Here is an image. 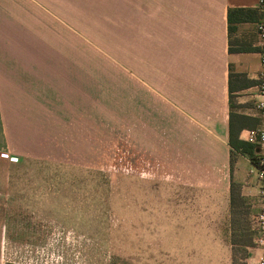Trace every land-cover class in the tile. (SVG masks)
Instances as JSON below:
<instances>
[{
	"label": "crops",
	"instance_id": "0c3cea01",
	"mask_svg": "<svg viewBox=\"0 0 264 264\" xmlns=\"http://www.w3.org/2000/svg\"><path fill=\"white\" fill-rule=\"evenodd\" d=\"M260 6L259 0H126L127 105L135 96L141 126L156 133L158 170L202 174L199 182L182 183L190 190L186 199H159L160 222L189 218L188 230L165 235L169 264H234L236 245L245 252L242 264L258 262L259 249L237 241L240 208L247 209L246 223L259 210L260 189L249 156L229 145V116L252 118L235 125L243 141L246 130L264 126L256 107L263 98L256 87L264 41L248 46L262 51L229 52L226 14L230 7ZM244 24L255 23L238 28ZM229 74L257 82L232 92L234 106L229 80L236 87L237 77ZM57 126L65 127V0H0V152L54 142ZM258 152L264 156V148ZM15 185L27 191L37 184ZM40 221L29 216L26 229L38 231Z\"/></svg>",
	"mask_w": 264,
	"mask_h": 264
},
{
	"label": "rangeland",
	"instance_id": "374dc122",
	"mask_svg": "<svg viewBox=\"0 0 264 264\" xmlns=\"http://www.w3.org/2000/svg\"><path fill=\"white\" fill-rule=\"evenodd\" d=\"M231 36L242 47L262 42L256 24ZM126 48V0H65V127L54 128V142L0 152V264H169L165 235L188 230L189 218L160 222L159 199H186L182 183L202 174L158 170L156 133L141 126L135 96L127 105ZM18 183L37 185L19 191ZM15 193L38 199L21 202ZM246 210L240 241L253 245ZM33 215L41 219L36 232L26 229ZM233 248L242 264L243 247Z\"/></svg>",
	"mask_w": 264,
	"mask_h": 264
},
{
	"label": "trees",
	"instance_id": "16d2710c",
	"mask_svg": "<svg viewBox=\"0 0 264 264\" xmlns=\"http://www.w3.org/2000/svg\"><path fill=\"white\" fill-rule=\"evenodd\" d=\"M226 19H227V31H228L229 38H230V36L235 32L238 24L240 23L251 22V23L256 24L257 22H260V21L264 22V6L230 7L227 10ZM242 44L243 42H241V40H238L236 38L234 40L229 39V48H228L229 52L262 51V49L258 47H242ZM231 75L229 74V76ZM233 76L242 77V78L240 80H236V84H237L236 87L229 80V102L231 103V106H234L233 101H232V97H233L232 92L235 89L237 90L243 89V88L255 85L257 83L254 80H250L247 77L240 75V74H234ZM246 120H252V118L249 116L241 115V114H233L232 112L230 113V116H229V145L232 148L240 151L241 153L248 155L251 162L254 165H256L260 159V153L258 152L259 151L258 146L253 143L240 140L238 138V135L235 134V131H234L236 124L237 126L239 125L241 127V125H243L242 124L243 121H246ZM232 185L233 184H231V187ZM233 202H234V197L231 196V203ZM234 224L237 227V229L240 230L237 241H240L239 238L243 240L242 237L245 235L243 231L244 229H248V228L243 223H241L240 225L239 218L238 220L234 222ZM252 233L253 232H250V234ZM4 264H18V263H4Z\"/></svg>",
	"mask_w": 264,
	"mask_h": 264
},
{
	"label": "built area",
	"instance_id": "2783aa9c",
	"mask_svg": "<svg viewBox=\"0 0 264 264\" xmlns=\"http://www.w3.org/2000/svg\"><path fill=\"white\" fill-rule=\"evenodd\" d=\"M259 5H264V0H259ZM257 34L260 39L264 41V22L256 23ZM261 64L263 70L259 74L258 96H262V99H258L256 107L264 114V55L261 57ZM244 141L253 143L258 148H264V126L254 129L246 130L243 135ZM254 165V164H253ZM256 178L259 184V210L256 214L250 218V226L253 232V245L259 249V256L257 264H264V156L260 155V159L254 170Z\"/></svg>",
	"mask_w": 264,
	"mask_h": 264
}]
</instances>
